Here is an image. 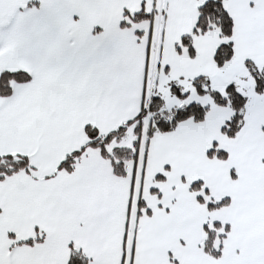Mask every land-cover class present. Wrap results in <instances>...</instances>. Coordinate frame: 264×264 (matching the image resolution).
<instances>
[{
	"label": "snow or ice",
	"instance_id": "obj_1",
	"mask_svg": "<svg viewBox=\"0 0 264 264\" xmlns=\"http://www.w3.org/2000/svg\"><path fill=\"white\" fill-rule=\"evenodd\" d=\"M0 264H264V0H0Z\"/></svg>",
	"mask_w": 264,
	"mask_h": 264
}]
</instances>
